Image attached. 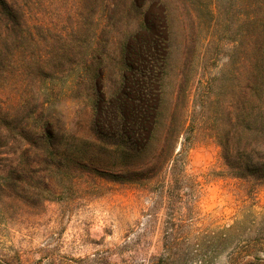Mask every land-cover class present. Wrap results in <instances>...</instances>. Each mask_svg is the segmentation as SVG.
Here are the masks:
<instances>
[{
  "label": "rangeland",
  "instance_id": "obj_1",
  "mask_svg": "<svg viewBox=\"0 0 264 264\" xmlns=\"http://www.w3.org/2000/svg\"><path fill=\"white\" fill-rule=\"evenodd\" d=\"M11 1L68 30L78 0ZM146 2L158 27L162 7ZM167 9L170 115L183 129L177 151L185 150L188 172L200 184L203 212L239 222L236 240L264 254V185L235 178L220 145V136L229 135L241 150L263 148L264 0H169ZM57 90L51 111L64 118L67 136L58 158L50 157L52 170L38 168L52 178L51 191L42 180L30 181L26 188L45 196L33 205L0 189V264H160L169 198L166 192L162 199L149 172H132L146 168L151 155L122 154L96 137L87 102L62 81ZM20 148L12 143L2 151L0 181ZM130 170L124 182L106 175ZM158 203L156 220L151 213ZM215 264H228L227 256Z\"/></svg>",
  "mask_w": 264,
  "mask_h": 264
},
{
  "label": "trees",
  "instance_id": "obj_2",
  "mask_svg": "<svg viewBox=\"0 0 264 264\" xmlns=\"http://www.w3.org/2000/svg\"><path fill=\"white\" fill-rule=\"evenodd\" d=\"M154 1L164 13L158 27L148 17L146 0H78L67 30L14 1L0 0V159L10 144L22 146L0 189L33 205L45 196L27 189L30 181L39 186L42 180L50 193L52 178L41 176L38 168L46 164L52 170L50 157L58 158L67 136L64 118L51 111L62 81L91 108L96 137L122 154L151 155L146 168L106 175L124 182L131 171L137 176L147 171L163 200L167 192L163 243L156 257L160 264H215L223 254L228 264H264L260 249H246L236 240L239 222L222 223L224 217L204 213L200 206V184L188 172L185 150L176 148L183 129L170 115L169 0ZM236 144L229 135L220 136L223 158L235 178L264 185V143L253 150ZM159 208L160 203L152 209L156 220Z\"/></svg>",
  "mask_w": 264,
  "mask_h": 264
}]
</instances>
